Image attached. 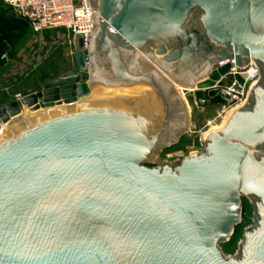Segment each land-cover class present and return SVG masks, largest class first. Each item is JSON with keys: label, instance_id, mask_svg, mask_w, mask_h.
<instances>
[{"label": "water", "instance_id": "1", "mask_svg": "<svg viewBox=\"0 0 264 264\" xmlns=\"http://www.w3.org/2000/svg\"><path fill=\"white\" fill-rule=\"evenodd\" d=\"M90 5L95 29L88 50L76 38L72 71L0 108V264H264V0ZM231 61L261 68L246 105L202 152L161 162L189 128L175 86L205 108ZM137 85L161 102L78 104L94 87ZM245 199L254 225L227 259L219 245Z\"/></svg>", "mask_w": 264, "mask_h": 264}, {"label": "rangeland", "instance_id": "2", "mask_svg": "<svg viewBox=\"0 0 264 264\" xmlns=\"http://www.w3.org/2000/svg\"><path fill=\"white\" fill-rule=\"evenodd\" d=\"M4 20L17 24L18 30L13 53L9 56V61L3 62L0 67V108L14 101V96L19 94L26 96L33 91H40L48 81L59 79L72 71V57L77 46L76 38L61 30L35 34L26 22L16 18L0 3V22ZM229 79L219 81L217 88L206 92L207 106L205 108L198 107L192 95L193 90L182 87L184 97L180 95L184 98L190 112L189 128L177 145L165 150L157 157L161 162L174 163L195 154L194 151L199 148L200 134L209 129L208 132L221 127L230 114L239 110L238 108L229 109V98L225 89V86L230 84ZM175 88L179 92V87L175 86ZM155 96L158 99L156 94ZM141 102L145 103V101ZM260 155H264V149L258 150V156ZM158 165L149 163L148 167L154 168ZM254 221L253 204L249 199H245L240 226L235 229L229 242H221L219 245L225 258H240V248L245 232L254 225Z\"/></svg>", "mask_w": 264, "mask_h": 264}, {"label": "built area", "instance_id": "3", "mask_svg": "<svg viewBox=\"0 0 264 264\" xmlns=\"http://www.w3.org/2000/svg\"><path fill=\"white\" fill-rule=\"evenodd\" d=\"M0 3L16 18L27 22L35 34L61 30L73 38H82L84 50L89 49L90 37L95 29L90 0H0ZM2 61L8 62L9 55H4ZM231 64V72L221 81L230 78V84L225 89L229 98V109L235 110L248 102L253 88L261 80V68L253 61L243 69H238L233 61ZM22 98L20 94L16 96V100ZM208 131L200 134L199 148L194 153L204 150L205 134Z\"/></svg>", "mask_w": 264, "mask_h": 264}, {"label": "bare ground", "instance_id": "4", "mask_svg": "<svg viewBox=\"0 0 264 264\" xmlns=\"http://www.w3.org/2000/svg\"><path fill=\"white\" fill-rule=\"evenodd\" d=\"M178 87H179V93L181 95H183V97H184V94L182 93V90H183L182 87L183 86H178ZM146 88L150 91L151 94L149 92H147ZM184 88H186V87H184ZM186 89H190V88H186ZM147 95H149V96L151 95V97L147 98L146 97ZM127 99L136 100L138 102L139 106L140 105L141 106L153 105V104H158L161 102V99L159 97L157 99V97L155 96V93L152 91L151 88H149L147 86H143V85H137V86L118 87V88H108V87H103V86L94 87V88L90 89L88 96L80 99L78 104H82V105L83 104H108V105L111 104L112 105L114 103L115 105H117L116 103H120V102L127 100ZM141 101H145V103L142 104ZM243 105H245V104H243ZM242 106H240V107H242ZM240 107L238 108L239 110L241 109ZM59 108H65V106L59 107ZM238 111H234L232 114H230L225 119L224 124L221 127L215 128V129L211 130L210 132L211 133L221 132V130H223L229 124L233 115ZM48 112H49V110H40V111L35 112V113H32L30 111H24V113L22 114V116L20 118L12 119V121L9 124L3 125L1 134L4 135L10 129L16 128L18 126V123L20 120L28 121V120L37 118L38 116H43V115L47 114ZM210 132H207L205 134L206 139L211 134Z\"/></svg>", "mask_w": 264, "mask_h": 264}, {"label": "trees", "instance_id": "5", "mask_svg": "<svg viewBox=\"0 0 264 264\" xmlns=\"http://www.w3.org/2000/svg\"><path fill=\"white\" fill-rule=\"evenodd\" d=\"M17 30V24L12 21L4 20L0 22V65L3 62L4 55L11 56L13 53Z\"/></svg>", "mask_w": 264, "mask_h": 264}, {"label": "crops", "instance_id": "6", "mask_svg": "<svg viewBox=\"0 0 264 264\" xmlns=\"http://www.w3.org/2000/svg\"><path fill=\"white\" fill-rule=\"evenodd\" d=\"M4 62V61H3ZM3 62L1 63V65H0V67L3 65ZM53 81V80H52ZM48 82H51V81H48ZM47 84V83H46ZM45 86V85H44ZM146 90H147V92H149L150 93V91L146 88ZM34 92H38V91H33L32 93H34ZM31 94V93H30ZM151 94V93H150ZM25 96V95H24ZM147 98H149V97H151V95L149 96V95H147L146 96ZM14 100H16V96H14Z\"/></svg>", "mask_w": 264, "mask_h": 264}]
</instances>
